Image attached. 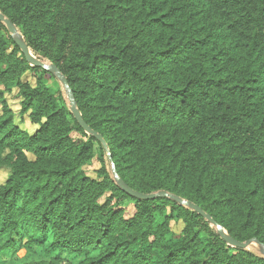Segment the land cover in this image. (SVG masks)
<instances>
[{
  "label": "trees",
  "instance_id": "16d2710c",
  "mask_svg": "<svg viewBox=\"0 0 264 264\" xmlns=\"http://www.w3.org/2000/svg\"><path fill=\"white\" fill-rule=\"evenodd\" d=\"M0 13L67 79L130 189L264 245V0H0ZM0 103V264H264L197 212L124 192L60 83L1 22ZM96 158L98 179L83 169Z\"/></svg>",
  "mask_w": 264,
  "mask_h": 264
},
{
  "label": "water",
  "instance_id": "95a60500",
  "mask_svg": "<svg viewBox=\"0 0 264 264\" xmlns=\"http://www.w3.org/2000/svg\"><path fill=\"white\" fill-rule=\"evenodd\" d=\"M0 22L6 26L8 32L10 33L11 37L13 38L15 44L19 47L23 56L25 57V60L30 64V66L41 68V69L51 73L57 79V81L60 83V85L62 86V88L66 94L68 104L70 107V111H71L72 115L74 116V118L76 119V121L79 123V125L81 126V128L84 130V132L87 135L93 136L99 143H101L104 146L105 150L107 151L109 161H110L111 166H112V174H113L114 180L117 183V185L124 192L129 194L131 197L138 198L141 200H146V201L157 200L160 198L170 199V200L176 202L177 204L184 206L186 208H189L192 211H195L199 215L206 218L213 226H215L217 228L219 234L221 235L222 238H224L226 240V242L229 244V246H231L233 248H241V249H250L251 247H257V248H259V253L264 257V245L263 244H261L256 239H253V240H250V241H247L244 243H241V242L234 240L232 237H230L223 230V228L220 225H218L209 215L205 214L201 210V208L198 207L197 205H195V204H193V203H191L185 199L177 197L175 195L164 192V191H161L158 193H153V194H141V193L135 192L132 189H130L118 176L117 171L115 169V165H114L112 157H111V153L109 151V147H108L107 143L103 140V137L101 135L95 133L83 120L82 114L77 107L73 92L69 87L67 79L63 76V74L60 72V70L55 65H52L48 62L42 61V60L38 59L37 57H35L31 53V50L29 49L26 42L24 41L23 36L19 32L18 28L1 13H0Z\"/></svg>",
  "mask_w": 264,
  "mask_h": 264
},
{
  "label": "rangeland",
  "instance_id": "374dc122",
  "mask_svg": "<svg viewBox=\"0 0 264 264\" xmlns=\"http://www.w3.org/2000/svg\"><path fill=\"white\" fill-rule=\"evenodd\" d=\"M25 81H27L29 84H31L33 87H36V81L35 79L31 76V74H28L25 78ZM55 84V80L54 79H50L49 80V85L52 86ZM5 99L8 103V105L11 107V109L14 111V113L16 114L17 118H16V123L23 129V130H27L28 132H30L31 134L34 133V131L36 129H38L37 126H34L31 124L30 120H29V115H25L24 116V121H21L20 117H19V113L21 111V98L18 95L17 90H14L12 93L6 94L5 95ZM0 107H1V103H0ZM72 137L74 140H77L80 138V135L77 132H73ZM101 168V163L99 162V159L96 158L94 161H92V163L88 166H85L84 172L91 178L94 179H98L97 177V171ZM7 178V174L3 171L0 172V183H3L5 181V179ZM171 229H172V233L173 234H179L182 229H183V223L181 222V220H175L171 223ZM253 251H257L258 248L257 247H251L250 248ZM20 257H23L25 255L24 252H21Z\"/></svg>",
  "mask_w": 264,
  "mask_h": 264
}]
</instances>
